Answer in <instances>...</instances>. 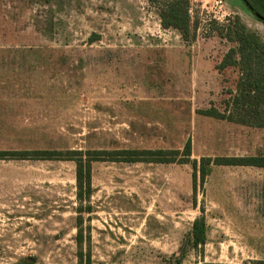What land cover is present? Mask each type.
<instances>
[{"label":"rangeland","instance_id":"rangeland-1","mask_svg":"<svg viewBox=\"0 0 264 264\" xmlns=\"http://www.w3.org/2000/svg\"><path fill=\"white\" fill-rule=\"evenodd\" d=\"M205 1L189 0L185 42L162 28L157 0H0V150H181L190 139L192 159L264 156V127L199 112H222L235 89L220 29L239 18L264 40V24L242 0H223L222 22ZM209 169L194 199L188 164L93 162L92 196L78 202L74 162L0 160V264L75 263L79 228L91 264H161L200 216L206 243L185 264L264 261V168Z\"/></svg>","mask_w":264,"mask_h":264},{"label":"trees","instance_id":"trees-1","mask_svg":"<svg viewBox=\"0 0 264 264\" xmlns=\"http://www.w3.org/2000/svg\"><path fill=\"white\" fill-rule=\"evenodd\" d=\"M160 7L159 19L162 28L174 29L185 41L195 37V28L190 25L189 0H157ZM252 10L264 17V0H245ZM259 20V19H257ZM264 24V21L259 20ZM220 34L234 43L223 57L219 68L233 67L238 70L235 89L229 91L221 112L210 107L201 114L252 127H264V40L249 30L239 18H234L220 29ZM192 145L188 139L180 149H113V150H0V160H65L75 164L76 199L89 201L92 196V163L100 161L125 163L188 164L192 168V191L195 199L197 185L203 190L209 168L212 165L253 166L264 168V156L251 157H201L192 159ZM81 207L77 208L80 225ZM86 210L90 212V207ZM79 225H77L79 227ZM207 226L203 216L196 217L190 232L179 249V254L161 264H185L187 248H202L206 243ZM78 247L77 261L72 264H91L89 253L82 251V231L79 228L75 238ZM14 264H30L23 259ZM103 264V263H99ZM220 264V263H206ZM251 264H264V261H252Z\"/></svg>","mask_w":264,"mask_h":264},{"label":"built area","instance_id":"built-area-1","mask_svg":"<svg viewBox=\"0 0 264 264\" xmlns=\"http://www.w3.org/2000/svg\"><path fill=\"white\" fill-rule=\"evenodd\" d=\"M203 3L204 5L202 7L206 8L207 13L213 19L222 22L228 18L229 14L227 13L223 0H206Z\"/></svg>","mask_w":264,"mask_h":264},{"label":"water","instance_id":"water-1","mask_svg":"<svg viewBox=\"0 0 264 264\" xmlns=\"http://www.w3.org/2000/svg\"><path fill=\"white\" fill-rule=\"evenodd\" d=\"M242 1L245 3V5L248 7V9L253 13V15H254L257 19H259V20H261V21H264V17H262V16H260L259 14L255 13V12L252 10V8L248 5V3H247L245 0H242Z\"/></svg>","mask_w":264,"mask_h":264}]
</instances>
